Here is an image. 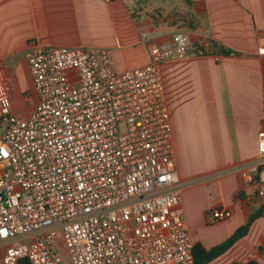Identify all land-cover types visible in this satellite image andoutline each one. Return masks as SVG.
I'll list each match as a JSON object with an SVG mask.
<instances>
[{
    "label": "built area",
    "instance_id": "2783aa9c",
    "mask_svg": "<svg viewBox=\"0 0 264 264\" xmlns=\"http://www.w3.org/2000/svg\"><path fill=\"white\" fill-rule=\"evenodd\" d=\"M145 48L146 65L119 73L110 49L35 44L30 114L15 115L0 90L2 264H62L60 240L70 264H193L161 68L219 56L181 33ZM249 167L264 202V132Z\"/></svg>",
    "mask_w": 264,
    "mask_h": 264
},
{
    "label": "crops",
    "instance_id": "0c3cea01",
    "mask_svg": "<svg viewBox=\"0 0 264 264\" xmlns=\"http://www.w3.org/2000/svg\"><path fill=\"white\" fill-rule=\"evenodd\" d=\"M129 1V0H128ZM0 0V90L15 115L37 97L26 61L35 44L107 48L119 73L147 64V42L176 33L230 54L191 56L161 68L184 220L193 244L226 241L263 204L249 165L264 132V0ZM166 2V3H162ZM1 132V129H0ZM231 216L208 224L211 210ZM264 264V214L209 264Z\"/></svg>",
    "mask_w": 264,
    "mask_h": 264
},
{
    "label": "trees",
    "instance_id": "16d2710c",
    "mask_svg": "<svg viewBox=\"0 0 264 264\" xmlns=\"http://www.w3.org/2000/svg\"><path fill=\"white\" fill-rule=\"evenodd\" d=\"M211 46L214 48V51L222 53L223 55H228L230 54V51L224 50L222 47L219 45L210 42ZM264 214V204L257 209L254 213H252L246 223L237 228L235 232L223 243L206 250L202 245L199 243L193 244L192 248V253H193V264H209L210 262L214 261L217 259L219 256L224 254L228 249H230L238 240L242 239L243 237L246 236L249 227L251 224L261 217ZM246 264H258L254 261H250Z\"/></svg>",
    "mask_w": 264,
    "mask_h": 264
},
{
    "label": "rangeland",
    "instance_id": "374dc122",
    "mask_svg": "<svg viewBox=\"0 0 264 264\" xmlns=\"http://www.w3.org/2000/svg\"><path fill=\"white\" fill-rule=\"evenodd\" d=\"M128 2L131 3V0H129ZM162 3H166V2H162ZM120 130H123V127H121ZM57 248H58V254L61 258L62 264H70L69 253L65 247V244L61 240L58 242ZM0 264H2L1 257H0Z\"/></svg>",
    "mask_w": 264,
    "mask_h": 264
}]
</instances>
